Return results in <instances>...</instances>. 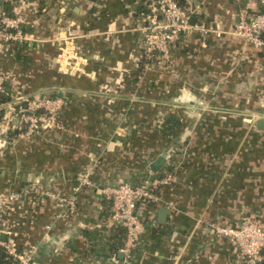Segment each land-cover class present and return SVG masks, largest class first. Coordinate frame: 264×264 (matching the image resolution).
Here are the masks:
<instances>
[{
    "label": "crops",
    "instance_id": "1",
    "mask_svg": "<svg viewBox=\"0 0 264 264\" xmlns=\"http://www.w3.org/2000/svg\"><path fill=\"white\" fill-rule=\"evenodd\" d=\"M17 1L0 0V10ZM33 1L25 29L33 40L0 45V72L13 77L10 101L42 91L64 104L59 126L26 136L9 101L0 104V119L16 126L9 138L0 130V192L20 195L5 213L12 235L3 238L35 247L37 264H238L212 225L264 217V129L255 123L264 116V52L245 51L231 34L240 16L258 10L256 0H184L191 25L210 32L192 28L172 47L173 77L141 69L142 0ZM170 113L181 124L168 138L156 128ZM173 149L184 151L180 165L176 154L152 172L150 163ZM169 165L175 180L157 187L162 203L145 206L154 222L129 263L120 247L112 251L119 225L101 188L141 183ZM88 167L92 185L74 192ZM43 191L72 198L74 210Z\"/></svg>",
    "mask_w": 264,
    "mask_h": 264
},
{
    "label": "built area",
    "instance_id": "2",
    "mask_svg": "<svg viewBox=\"0 0 264 264\" xmlns=\"http://www.w3.org/2000/svg\"><path fill=\"white\" fill-rule=\"evenodd\" d=\"M32 1L18 0L11 9L12 14L4 9L0 10V45L11 47L16 42L28 43L31 41V35L25 29L29 25V16L35 10V2ZM142 2L145 9L144 22L140 25L142 51L139 59L143 66L142 69L145 71L148 67L150 70L154 69V66L162 67L160 69H167L172 77L176 76L171 67L172 47L192 28L204 34L210 31L203 26L191 25L189 10L181 7L177 0H142ZM256 2L258 10L251 15L240 16L231 34L242 39L245 51L264 52V0H256ZM215 34L216 36L220 35L218 32ZM66 46L68 50L64 47L62 51L69 55L74 48H72L71 43L69 46L67 43ZM11 78L13 79L11 73L0 72V92L4 91L5 84H8ZM16 94L5 106L10 107L8 113L15 114L18 119V135L26 136L42 129L59 126L58 117L64 104L62 98L46 95L42 91H37L31 95ZM3 122L4 119H0L1 134L3 133L5 137L9 138V131L14 130L16 126L10 128L8 124ZM181 153L182 151L177 153L178 166L183 157V153L182 155ZM171 158L173 159V157ZM174 161L176 163V159ZM91 174L92 169L86 168L78 176L73 191L78 192L82 187L92 185ZM174 180L175 171L164 168L160 175L145 178L138 184L120 182L102 186L101 193L110 204L111 219L125 231L120 251L129 263H131L138 247L141 234L145 229V223L154 222V217L146 214L145 206L162 203L163 201L155 189ZM41 193L59 199L69 206L70 211L74 210L72 198H58L49 191ZM19 197L20 195L16 191L0 192V237L1 235L8 237L12 235V227L4 216L8 207ZM212 228L217 238L227 239L233 244L238 256V264H264V254L261 251L264 247V221L254 219L236 225L214 224ZM0 246L5 248L8 256L14 260L15 264H37L34 258L35 247L33 246L23 247L20 250L15 247L10 238L8 240L0 239Z\"/></svg>",
    "mask_w": 264,
    "mask_h": 264
},
{
    "label": "trees",
    "instance_id": "3",
    "mask_svg": "<svg viewBox=\"0 0 264 264\" xmlns=\"http://www.w3.org/2000/svg\"><path fill=\"white\" fill-rule=\"evenodd\" d=\"M178 4L184 8V0H177ZM5 5V4H4ZM12 7L10 9L6 8L5 11H7L9 14L11 13ZM26 31V30H25ZM17 45L20 46H28V43L26 42H16L11 47H16ZM142 63H141V69H142ZM9 88L8 84H5V89L3 92H0V104L10 101L9 97V91L7 90ZM181 121L179 119V116L176 113H170L167 117L164 118L163 122L156 128L157 132L163 136V137H172L176 133L177 129L180 127ZM174 155L177 153H180L179 151L173 149L172 152ZM180 155V154H179ZM169 171H175V168L172 166L165 167ZM158 188L155 189V192ZM117 234L113 235V241L111 244L112 251L116 254L119 247L122 246L125 231L122 227L117 226ZM123 238V240H122ZM262 254H264V247L262 248ZM0 264H15L14 260L10 256H8L6 250L4 247L0 246ZM262 264V263H261Z\"/></svg>",
    "mask_w": 264,
    "mask_h": 264
},
{
    "label": "water",
    "instance_id": "4",
    "mask_svg": "<svg viewBox=\"0 0 264 264\" xmlns=\"http://www.w3.org/2000/svg\"><path fill=\"white\" fill-rule=\"evenodd\" d=\"M190 23H192V22H190ZM255 123H256V127L258 129L263 130L264 129V116H259L257 119H255ZM165 157H166L165 154H161L155 161L150 163L149 167H150L152 172H157L159 170V168L162 165ZM166 215H167V209L165 207L160 208L159 212H158V221L164 222L166 219ZM0 239L4 240L3 235L0 237Z\"/></svg>",
    "mask_w": 264,
    "mask_h": 264
},
{
    "label": "rangeland",
    "instance_id": "5",
    "mask_svg": "<svg viewBox=\"0 0 264 264\" xmlns=\"http://www.w3.org/2000/svg\"><path fill=\"white\" fill-rule=\"evenodd\" d=\"M68 46H69V44H68ZM160 68H162V67H159V69H160ZM159 69H157V71H158ZM152 70H153V69H152ZM162 70H163V69H162ZM148 71H151V70H150V67L147 68L146 72H148ZM165 71H167V69H166ZM144 72H145V71H144ZM149 88H150V87H149ZM105 100H110V99H105ZM109 103H112V104H113V103H114V99L111 98V101H110ZM114 110H115V109H114ZM114 110H113V107H111V111H110V113L113 112ZM255 116H256V115H253V114L250 113V114H249V117L247 118V120H248L247 122L252 124V123H253V120L255 119V118H254ZM119 127H120V125H119ZM249 131H250L249 129L245 131V133H247V136H248ZM260 143H261V140L259 139V140H258V153H264V147H263ZM177 151L180 152V149H177ZM172 152H173V150H172L171 152H167V154L165 153V155H166L165 158L173 157V153H172ZM183 153H184V151H183ZM169 166H170V165H169ZM171 167H172V166H171ZM119 183H120V182H119ZM170 183H171V182L166 183V184H170ZM166 184H165V185H166ZM254 219H255V220H259V221H264V217H261V218H260V217H257V218H250V219H241L240 222H243V221H249V220H254Z\"/></svg>",
    "mask_w": 264,
    "mask_h": 264
}]
</instances>
